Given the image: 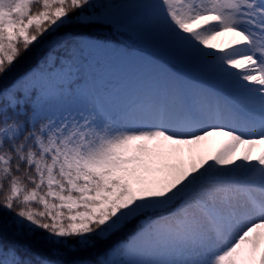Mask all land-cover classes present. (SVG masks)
Instances as JSON below:
<instances>
[{
	"label": "snow or ice",
	"instance_id": "1",
	"mask_svg": "<svg viewBox=\"0 0 264 264\" xmlns=\"http://www.w3.org/2000/svg\"><path fill=\"white\" fill-rule=\"evenodd\" d=\"M103 26L174 54L203 86L91 94L86 53L111 44L89 29ZM66 27L80 32L9 82ZM214 135L230 142L211 162H167ZM256 145L264 0H0V264H264Z\"/></svg>",
	"mask_w": 264,
	"mask_h": 264
},
{
	"label": "rangeland",
	"instance_id": "2",
	"mask_svg": "<svg viewBox=\"0 0 264 264\" xmlns=\"http://www.w3.org/2000/svg\"><path fill=\"white\" fill-rule=\"evenodd\" d=\"M98 2L105 3L107 0H98ZM113 2L119 3L121 0H113ZM119 38L122 42L126 41L135 45V47L129 50L123 45L110 43L111 47L109 49L88 53L93 56L101 69L100 76H98L99 85L106 89V95L112 93L122 98L129 93L145 91L157 86L163 88L166 84L178 83L184 92L191 96L198 88L203 86V80L202 82H195L194 80L192 82L190 80L187 72L182 69L183 66L178 63L174 54L162 50L148 40L130 42L122 36H119ZM220 39L226 40L227 38ZM48 53L40 60L38 67H43L44 58ZM207 122L215 123L216 121L209 119ZM221 122L229 123L227 119ZM215 143L222 142L219 138L211 139L210 148ZM204 152L205 148L200 144L183 146L179 152L175 153L177 159L179 157L181 162L177 160L175 164H172L190 168V165L195 163L196 154L203 156ZM243 153H248L247 149H245V146H239L232 158L243 156ZM262 153H264V145H256L251 150L253 157H257Z\"/></svg>",
	"mask_w": 264,
	"mask_h": 264
},
{
	"label": "trees",
	"instance_id": "3",
	"mask_svg": "<svg viewBox=\"0 0 264 264\" xmlns=\"http://www.w3.org/2000/svg\"><path fill=\"white\" fill-rule=\"evenodd\" d=\"M80 29L76 27H66L61 28L59 31L48 34L43 37L34 47L30 49L26 54H24L21 59L16 64L11 76L9 77V82L12 79H15L18 76L23 75L25 72L37 68L39 65V61L48 53L50 50L54 48L61 41L69 39L71 35L79 33ZM90 34L95 35L101 39H106L110 41V43L115 45H122V42L119 38V35L124 37L127 41L130 40L127 34L118 33L114 30L110 31L107 26L103 27H92L89 29ZM126 48L131 49V46L124 44ZM89 58V63L91 64V70L87 75L88 84L85 86L86 91L90 90L91 94L104 97L103 90L97 86L98 84V75L99 68L97 63L94 62L93 56L86 53ZM124 239L123 235H115L112 237L110 244L117 245L119 242H122ZM34 251L38 250V247L34 246Z\"/></svg>",
	"mask_w": 264,
	"mask_h": 264
},
{
	"label": "bare ground",
	"instance_id": "4",
	"mask_svg": "<svg viewBox=\"0 0 264 264\" xmlns=\"http://www.w3.org/2000/svg\"><path fill=\"white\" fill-rule=\"evenodd\" d=\"M184 71H186L187 72V74H188V76H189V78H190V80L193 82V80L195 81V82H202V80L204 79L201 75H199L198 73H195V72H192L191 71V73H190V70L188 71V70H185L184 68H182ZM228 124V123H227ZM217 138H219L220 139V141L222 142V143H215L213 146H212V148H210V146H211V139H217ZM229 137H227V136H223V135H214V136H210V137H208L207 138V140L206 141H204V142H201L200 143V145L203 147V148H205V152H204V154H203V156L202 155H200V154H196V159H195V164H199L200 162H202L203 160H206V158H207V160H209V162H211V160H210V157H212V156H214V155H216L218 152H220V151H223L224 149H225V147L229 144ZM241 146H244V145H241ZM210 148V149H209ZM245 149H247V147L245 146ZM209 150H211V151H209ZM244 155H247L248 153H243ZM181 155V154H180ZM243 155V156H244ZM177 160H181V159H179V157H178V159H177V157H176V155L174 154V155H172L170 158H169V160L167 161L168 163H170V164H175L176 163V161ZM181 162V161H180ZM191 166V165H190Z\"/></svg>",
	"mask_w": 264,
	"mask_h": 264
}]
</instances>
